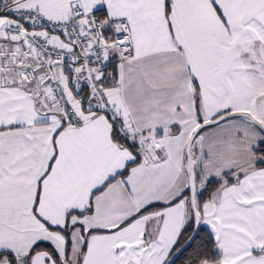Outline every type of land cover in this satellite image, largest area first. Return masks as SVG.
<instances>
[{"label": "snow or ice", "instance_id": "6c2138e0", "mask_svg": "<svg viewBox=\"0 0 264 264\" xmlns=\"http://www.w3.org/2000/svg\"><path fill=\"white\" fill-rule=\"evenodd\" d=\"M0 264H264V0H0Z\"/></svg>", "mask_w": 264, "mask_h": 264}]
</instances>
